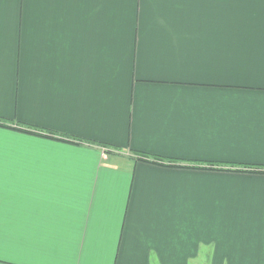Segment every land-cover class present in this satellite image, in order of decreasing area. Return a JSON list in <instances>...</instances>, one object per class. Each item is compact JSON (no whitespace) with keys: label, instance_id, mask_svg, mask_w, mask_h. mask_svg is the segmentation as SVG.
<instances>
[{"label":"crops","instance_id":"1","mask_svg":"<svg viewBox=\"0 0 264 264\" xmlns=\"http://www.w3.org/2000/svg\"><path fill=\"white\" fill-rule=\"evenodd\" d=\"M0 264H264V0H0Z\"/></svg>","mask_w":264,"mask_h":264},{"label":"trees","instance_id":"2","mask_svg":"<svg viewBox=\"0 0 264 264\" xmlns=\"http://www.w3.org/2000/svg\"><path fill=\"white\" fill-rule=\"evenodd\" d=\"M138 158L140 159V160H143V161H148V162H156L157 163V160L156 159H151L150 157H147V156H145V155H138Z\"/></svg>","mask_w":264,"mask_h":264}]
</instances>
